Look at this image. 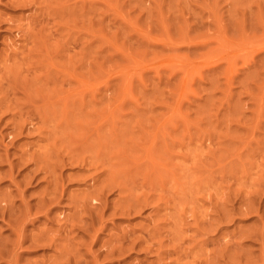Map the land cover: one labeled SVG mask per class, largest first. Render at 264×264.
Returning <instances> with one entry per match:
<instances>
[{
    "label": "rangeland",
    "instance_id": "1",
    "mask_svg": "<svg viewBox=\"0 0 264 264\" xmlns=\"http://www.w3.org/2000/svg\"><path fill=\"white\" fill-rule=\"evenodd\" d=\"M0 107V263L264 264V0H0Z\"/></svg>",
    "mask_w": 264,
    "mask_h": 264
},
{
    "label": "bare ground",
    "instance_id": "2",
    "mask_svg": "<svg viewBox=\"0 0 264 264\" xmlns=\"http://www.w3.org/2000/svg\"><path fill=\"white\" fill-rule=\"evenodd\" d=\"M4 90H5V89H4ZM5 94H6V93H5ZM1 96H2V95H1ZM34 100H35V99H34ZM10 103H11V102H10ZM10 103H8V104H10ZM28 103H29V102H28ZM25 104H26V102H25ZM9 106H10V105H9ZM20 106H21V104H20ZM31 106H32V105H31ZM37 106H38V105L36 104V107H37ZM16 107H17V106H16ZM22 107H23V106H22ZM36 107H35V108H36ZM38 107H39V106H38ZM0 108H1V107H0ZM6 108H7V107H5V109H6ZM37 109H38V108H37ZM37 109H36V110H37ZM39 109H40V108H39ZM39 109H38V111H39ZM6 110H7V109H6ZM0 111H1V109H0ZM23 111H24V109H23ZM26 111H27V109H26ZM3 112H4V111H3ZM3 112H2V113H3ZM2 113L0 112V115H1ZM5 113H6V112H5ZM36 113H37V112H36ZM28 114H29V112H28ZM39 114H40V113H39ZM5 115H6V114H5ZM13 115H14V114H13ZM26 116H27V114H26ZM0 117H2V116H0ZM13 117H14V116H13ZM7 118H8V117H7ZM9 118H11V116H10ZM3 119H4V118H3ZM3 119H1V120H3ZM13 119H14V118H13ZM11 120H12V119H11ZM19 121H20V120H19ZM19 121H18V122H19ZM0 122H1V121H0ZM4 122H5V120H4ZM10 123H11V122H9V125H10ZM22 123H24V122H22ZM22 123H20V124L18 123V125L20 126ZM13 124H14V123H13ZM13 124H11V125H13ZM24 124H25V123H24ZM5 125H6V123L4 124V126H5ZM22 125H23V124H22ZM22 125H21V126H22ZM25 125H26V124H25ZM21 126H20V128H21ZM9 127H11V126H9ZM17 127H18V126H17ZM26 127H27V126H26ZM26 127H24V128H26ZM7 128H8V127H7ZM20 128L17 129V130H21ZM11 129H13V127H12ZM14 129H15V127H14ZM26 129H27V128H26ZM6 130H7V129H6ZM24 130H25V129H24ZM24 130H23V131H24ZM39 130H40V129H39ZM39 130H38V131H39ZM9 131H10V130H9ZM11 131H14V130H11ZM15 131H16V130H15ZM26 131H28V130H25V131H24V134H25ZM29 131H30V130H29ZM29 131H28V132H29ZM36 131H37V130H36ZM36 131H35V132H36ZM5 133H6V132H5ZM9 133H10V132H9ZM18 133L20 134V131H18ZM1 134H2V133H1ZM1 134H0V135H1ZM3 134H4V133H3ZM3 134H2V135H3ZM7 134H8V133L4 134V137H6ZM16 134H17V133H16ZM16 134H15V135H16ZM21 134H23V132H22ZM35 134H36V133H35ZM10 136H11V137H10L11 139H13V138L16 139V138H15L16 136H17V138L19 137L18 134H17L16 136L12 137V133L10 134ZM20 136H21V135H20ZM1 137H3V136H1ZM1 139H2V138H1ZM5 139H6V138H5ZM7 139H9V138H8V135H7ZM37 139H38V137H37ZM41 139H42V138H41ZM9 141H10V143H11V141H13V140H10V139H9ZM37 141H38V140H37ZM0 142H1V141H0ZM3 142H4V141H3ZM3 142H2V143H3ZM6 142H7V141H6ZM40 142H41V141H40ZM7 143L10 144L9 142H7ZM38 143H39V142H38ZM5 144H6V143H5ZM5 144H4V145H5ZM8 144H6V146H7ZM36 144H37V143H36ZM0 146H1V145H0ZM11 146H12V145H11ZM36 146H38V145H36ZM7 147H9V146H7ZM7 147H6V148H7ZM18 147H19V146H18ZM4 148H5V147H4ZM22 148H23V147H22ZM22 148H21V149H22ZM2 149H3V148H2ZM33 149H34V148H33ZM33 149H32L31 152H33ZM48 149H49V148H48ZM3 150H4V149H3ZM5 150H6V149H5ZM5 150H4V152H2V153L5 154V153H6ZM43 150H44V149H43ZM7 151H8V150H7ZM19 151H20V150H19ZM21 151L23 152L24 150H21ZM29 151H30V150H29ZM29 151H28V152H29ZM40 151H41V149H40ZM40 151H39V152H40ZM34 152H35V151H34ZM13 153H14V152H13ZM17 153H18V152H17ZM48 153H49V152H48ZM27 154H28V153H27ZM32 154H33V156H34V153H32ZM2 155H3V154H2ZM7 155H8V154H7ZM12 155H13V154H12ZM14 155H15V154H14ZM20 155H24V156H25V154H23V153L20 154ZM5 156H6V154L3 155V162L7 160V159H6V160L4 159ZM8 156H9V155H8ZM15 156H16V155H15ZM24 156H23V158H24ZM31 156H32V155H31ZM33 156H32V157H33ZM55 156H57V155L55 154ZM16 157H17V156H16ZM43 157H45V156H43ZM43 157H42V158H43ZM51 157H52V156H51ZM59 157H60V156H59ZM0 158H1V160H2V156H0ZM5 158H6V157H5ZM9 158H10V157H9ZM13 158H15V157H13ZM20 158H21V157H20ZM33 158H34V157H33ZM45 158H46V157H45ZM47 158H48V157H47ZM56 158H57V157H56ZM11 159H12V157H11ZM58 159H59V158H58ZM84 159H85V158H84ZM20 160H22V158H21ZM31 160H32V162H34V161H36L37 159H36V160L31 159ZM33 160H34V161H33ZM50 160H51V159H50ZM9 161L12 162L11 160H9ZM9 161H8V163H9ZM16 161H18V160H16ZM16 161H15V163H16ZM24 161H25V160H24ZM27 161H28V160H27ZM27 161H26V162H27ZM3 162H2V164H3ZM30 162H31V161H30ZM43 162H44V161H43ZM51 162H53V161L51 160ZM51 162H50V163H51ZM6 163H7V162H6ZM15 163H14V164H15ZM34 163H35V162H34ZM54 163H58V162H56V159H55ZM54 163H51V164H53V166H54ZM71 163H73V162H71ZM76 163H77V162H76ZM82 163H83V162H81V164H82ZM90 163H91V162H90ZM0 164H1V163H0ZM2 164H1V165H2ZM27 164L29 165V163H26V164H24V165L26 166ZM31 164H32V163H31ZM79 164H80V162H79ZM79 164H78V165H79ZM81 164H80V165H81ZM85 164H86V163H85ZM10 165H11V164H10ZM10 165H9V166H10ZM16 165H19V164H16ZM43 165H44V164H43ZM12 166H13V165H12ZM12 166H10V167H12ZM14 166H15V165H14ZM25 166H23V167H25ZM29 166H30V165H29ZM32 166H33V165H32ZM51 166H52V165H51ZM53 166H52V167H53ZM75 166H76V164H75ZM83 166H85V165H83ZM86 166H90V165L88 164V165H86ZM23 167H21V169H22ZM40 167H41V166H40ZM90 167H92V165H91ZM28 168H29V167H28ZM28 168H27V169H28ZM9 169H11V168L8 167V170H9ZM13 169H14V168H13ZM52 169H53V168H52ZM15 170H16V169H15ZM38 170H39V169H38ZM40 170H41V169H40ZM54 170H55V169H54ZM9 171H10V170H9ZM9 171H8V172H9ZM22 171H23V170H22ZM24 171H25V169H24ZM26 171H27V170H26ZM37 172H38V171H37ZM5 173H6V172H5ZM27 173H28V172H27ZM52 173H53V171H52ZM8 174H10V173H7V175H8ZM11 174H12V173H11ZM37 174H38V173H37ZM37 174H36V175H37ZM39 174H42L41 171H40ZM54 174H55V173H54ZM101 174H102V173H101ZM25 175H26V174H25ZM25 175L23 174L24 177H25ZM34 175H35V173H34L32 176L34 177ZM98 175H99V174H98ZM10 176H11V175H10ZM18 176H19V175H18ZM23 176H22V177H23ZM32 176L30 175L31 180H32ZM45 176H47V175H45ZM45 176H44V177H45ZM26 177H27V176H26ZM26 177H25V178H26ZM91 177H92V176H91ZM5 178H6V177H5ZM13 178H14V177H13ZM93 178H95V177L90 178L91 181H92ZM7 179H8V178H7ZM11 179H12V178H11ZM23 179H24V178H23ZM23 179H22V180H23ZM28 179L30 180V178H28ZM34 179L37 181V178H34ZM46 179H47V178H46ZM46 179H44V180H46ZM87 179H88V178H87ZM96 179H97V180L99 179L98 176H96ZM96 179H95V180H96ZM0 180H1V179H0ZM22 180H21V181H22ZM29 180L26 179V182H25V183H26L27 185L30 183ZM38 180H39V179H38ZM7 181H8V180H7ZM9 181H11V180H9ZM15 181H16V180H15ZM21 181H20V183H19L18 181H16L15 183L18 182V185H20V184H21ZM33 181H34V180H33ZM41 181H42V180H41ZM82 181H83V180H82ZM22 182H24V180H23ZM27 182H29V183H27ZM39 182H40V181H39ZM45 182H47V181H45ZM96 182H97V181H94V183H96ZM98 182H100V181H98ZM98 182H97V183H98ZM13 183H14V182H13ZM25 183H24V184L22 183V184H23L22 186H24V188L26 187V186H25ZM53 183H54V182H53ZM53 183H52V184H53ZM88 183H89V182H88ZM94 183H93V185H94ZM9 184H10V182H9ZM49 184L52 186V184H51L50 182H49ZM102 184H103V182H102L101 184H99V186L102 185ZM31 185H32V184H31ZM93 185H91V186H93ZM95 185H96V184H95ZM108 185H109V184H108ZM118 185H119V184H118ZM13 186L16 187L17 184H16V186H15V185H13ZM51 186H50L49 188L52 189ZM53 186H54V189H53V190H55V187L57 188V191H58L59 189H61V188H59V187H61V186H59V185L57 186V184H54ZM99 186H97V187L99 188ZM104 186H105V184L103 185V187H104ZM14 187H13V188H14ZM31 187H32V186H31ZM93 187H94V186H93ZM95 187H96V186H95ZM100 187H101V186H100ZM115 187H116V186H114V188H115ZM117 187H118V186H117ZM120 187H121V186H120ZM16 188H17V187H16ZM58 188H59V189H58ZM62 188H63V187H62ZM104 188H105V187H104ZM19 189H20V188H18L17 190H19ZM27 189H28V188H27ZM99 189H100V188H99ZM99 189H98V190H99ZM111 189H112V188H111ZM122 189H123V188H122ZM17 190L15 189V193H16V194H17V192H16ZM22 190H23V189H22ZM93 190H95V189H93ZM119 190H120V189H119ZM0 191H1V190H0ZM20 191H21V190H20ZM48 191H49V190H48ZM55 191H56V190H55ZM88 191H89V190H88ZM96 191H97V190H96ZM99 191H100V190H99ZM99 191H97L96 194L102 193V191H101V192H99ZM105 191H107V188H106ZM105 191H104V194L106 193ZM112 191H114V190H112ZM120 191H121V190H120ZM2 192H3V191H2ZM26 192H28V191L26 190ZM40 192H41V191H40ZM59 192H60V194H59ZM59 192H57L58 195H61V191H59ZM63 192H64V191H63ZM94 192H95V191H94ZM98 192H99V193H98ZM110 192H111V190H110ZM8 193H10V192H8ZM12 193H13V192H12ZM12 193H11V194H12ZM31 193H32V192H31ZM52 193H53V192H52ZM89 193H90V192H89ZM89 193H88V195L90 196ZM107 193H108V192H107ZM107 193H106V194H107ZM24 194H25V193H24ZM83 194H84V196H85V193H83ZM20 195H21V193H20ZM22 195H23V194H22ZM41 195H42V192H41ZM51 195H52V197H54V196H55V192H54V195H53V194H51ZM58 195H57V196H58ZM88 195H87V196H88ZM91 195H94V194H91ZM99 195H100V194H99ZM119 195H120V194H119ZM4 196H7V194H6V195L4 194ZM8 196L10 197V195H8ZM8 196H7V197H8ZM17 196H19V191H18V195H17ZM24 196H25V195H24ZM32 196H33V195H32ZM49 196H50V195L48 194V197H49ZM57 196L54 197V198H55V201H57V199H58ZM63 196H64V195H63ZM87 196H86V197H87ZM94 196H95V195H94ZM94 196H90V197L92 198V200H94V198H95L97 195H96L95 197H94ZM102 196H103V195H102ZM102 196H100V197L102 198ZM104 196L106 197V195H104ZM7 197H6V198H7ZM11 197H12V195H11ZM22 197H23V196H22ZM28 197H29V196H28ZM28 197H26V198H28ZM33 197H34V196H33ZM59 197H60V196H59ZM79 197H80V196H79ZM93 197H94V198H93ZM100 197L97 196V198H99V199H100ZM1 198H2L1 201H2V200H5V201L7 200V199H4L3 197H1ZM14 198H15V197H14ZM19 198H20V197H19ZM19 198H18V199L15 198V199L19 201V200H20ZM26 198H25V199H26ZM38 198H40V195L38 196ZM45 198H46V197H45ZM49 198H50V197H49ZM56 198H57V199H56ZM75 198H76V197H75ZM145 198H146V197H145ZM31 199H32V198H31ZM35 199H36V197H35ZM35 199H34V200H35ZM84 199H85V198H84ZM102 199H103V198H102ZM147 199H148V198H147ZM147 199H146L145 202H147ZM8 200H11V199H8ZM12 200H13V199H12ZM12 200L10 201V202H11V203H10L11 205H12V203H13ZM16 200H15V201H16ZM21 200H22V199H21ZM27 200H28V199H27ZM47 200H48V198H47ZM47 200H46V203H44V204H47V202L51 201V202H49L50 204L48 203V204L50 205V208H51V207L53 206V205L51 206V204L54 202V201H53L54 199L51 198V199H49V201H47ZM59 200H60V199H59ZM59 200H58V201H59ZM104 200H105V199H104ZM104 200H103V203L106 202V201H104ZM107 200H108V199H107ZM137 200H138V199H137ZM144 200H145V199H144ZM23 201H24V200H23ZM28 201H29V200H28ZM36 201H37V200H36ZM38 201H39V200H38ZM52 201H53V202H52ZM61 201H63V199H62ZM69 201H70V200H69ZM97 201H98V199H97ZM97 201H96V202H97ZM100 201H101V200H100ZM142 201H143V200H142ZM7 202H8V201H7ZM7 202H6V203H7ZM20 202H21V201H20ZM24 202H26V201H24ZM24 202H23V203H24ZM42 202H44V198H43V201H42ZM98 202H99V201H98ZM123 202H124V201H123ZM3 203H4V202H3ZM37 203H38V202H37ZM37 203L34 205V206H35V207H34V210H35V211L31 210V209H33V208H31L32 205H30L28 202H26L25 205L29 204L30 210L33 211L32 213H34V212H37V209H39V206H40V205H38ZM54 203H55V202H54ZM80 203H81V204H84V203H85V200H84V202H80ZM86 203H87V202H86ZM86 203H85V204H86ZM100 203H101V202H100ZM100 203H97V204L99 205ZM0 204H1V202H0ZM10 204H5V205H7V206L9 205V206H10ZM87 204H89V203H87ZM107 204H108V202H107ZM107 204H106V205H107ZM135 204H136V203H135ZM139 204H140V203H139ZM148 204H149V202H148ZM148 204H147V206H148ZM36 205H38V206H36ZM57 205H58V203H57ZM69 205L72 206L71 203H70ZM94 205H96L95 201H94ZM94 205H93V206H94ZM100 205H104V206H105V204H100ZM100 205H99V206H100ZM125 205H126V204H125ZM137 205H138V204H136V206H137ZM156 205H157V203H156ZM156 205H155L154 207H157ZM7 206H6V207H7ZM9 206H8V207H9ZM15 206H16V205H15ZM15 206H14V208H15ZM18 206H19V205H18ZM21 206H23V205H21ZM44 206H46V208L44 207L45 210H47V209L49 210V207H47V205H44ZM74 206H75V205H74ZM74 206H73V207H74ZM78 206H79V205H78ZM90 206H91V205H90ZM90 206H89V209L92 207V206H91V207H90ZM99 206H98L97 208H100V207H101V206H100V207H99ZM118 206H119V205H118ZM140 206H141V205H140ZM158 206H159V205H158ZM2 207H3V208H1L2 210L6 209V207H4L3 204H2ZM10 207H11V208H10ZM10 207H9L10 209H13L12 206H10ZM19 207H20V206H19ZM27 207H28V206H27ZM36 207H37V209H36ZM54 207H55V205H54ZM83 207H84V205H83V206L81 205V208H82V209H83ZM86 207H87V206L85 205L84 209H85ZM116 207H117V205H115V208H116ZM154 207H153V208H154ZM9 208H8V210L4 211L5 213L7 212V213H6L7 215H9V213H10ZM20 208H21V207H20ZM22 208H23V207H22ZM41 208H42V207H41ZM71 208H72V207H71ZM97 208L94 207V211H96L95 209H97ZM105 208H107V207H105ZM119 208H120V207H119ZM124 208H125V207H123V210H125ZM136 208H137V207H136ZM1 209H0V212H1L0 214L3 213ZM27 209H29V208H27ZM51 209H55V208H51ZM78 209H79V208H78ZM84 209H83V210H84ZM86 209H87V208H86ZM86 209H85V210H86ZM89 209H88V210H89ZM92 209H93V208H92ZM107 209H110V208H107ZM117 209H118V208H117ZM128 209H130V208H128ZM131 209H132V208H131ZM131 209H130V210H131ZM139 209H141V208H139ZM212 209H213V208H212ZM13 210H14V209H13ZM13 210H12V211H13ZM15 210H16V208H15ZM19 210H21V209H19ZM24 210H26V208H24ZM24 210L19 211V213L21 212V214H19V215H22V212H24ZM30 210H29V212H31ZM48 210H47V211H48ZM79 210H80V209H79ZM88 210H87V211H88ZM100 210H101V208L97 211L98 213H96L97 215H95L94 218H95L96 216H100V215L102 214V212H100ZM134 210H135V209H134ZM141 210H142V209H141ZM153 210H154V209H153ZM41 211H42V214H44V213L46 214V213H47L46 211H45V212H43V210H41ZM71 211H73V210H71ZM75 211H76V210H75ZM87 211H85L86 215H87V213H89V211H88V212H87ZM92 211H93V210H92ZM94 211H93V212H94ZM102 211H103V209H102ZM114 211H115V210H114ZM114 211H112V212H114ZM127 211H128V210H127ZM135 211H136V210H135ZM155 211H156V208H155ZM13 212H14V211H13ZM13 212H11V213H12L13 215H15L14 213H16L17 210H16L14 213H13ZM26 212H28V211L26 210L25 213H26ZM38 212L40 213V211H38ZM48 212H49V211H48ZM112 212H111V213H112ZM136 212H137V211H136ZM139 212H140V211H139ZM151 212H152V211H151ZM5 213H4V215H6ZM51 213H52V211H51ZM51 213H48V214L51 215ZM81 213H82V212H81ZM81 213H80V214H81ZM83 213H84V211H83ZM94 213H95V212H94ZM114 213H115V212H114ZM159 213H160V212H159ZM12 214H11V215H12ZM26 214H29V213H26ZM36 214L38 215V213H34L33 215L30 214L31 217H30L29 215H28V216H29L30 219H31V218H33L32 216L36 217V216H37ZM40 214H41V213H40ZM40 214H39V215H40ZM42 214H41V215H42ZM75 214H76V213H75ZM103 214H104V213H103ZM105 214H106V213H105ZM105 214H104V215H105ZM112 214H113V213H112ZM117 214H118V213H117ZM127 214H128V212H127ZM138 214H139V213H138ZM154 214H155V213H154ZM41 215H40V216H41ZM49 215H48V216H49ZM54 215H55V214H54ZM77 215H78V214H77ZM82 215H83V214H81L80 218L82 217ZM84 215H85V214H84ZM90 215L93 216L94 214L91 213V211H90ZM121 215H123V214L121 213ZM156 215H157V213H156ZM2 216H3V214H2ZM16 216H17L16 218L18 219V221H20V219H21V218L19 219L20 216L18 217V214H17ZM23 216H24V213H23V215H22V219H21V221H20V222H18V221L15 222L16 225L19 224V227H18V228H17V226L15 225V223L13 222V223H14V227L16 226V227H15L16 229H14L13 231H11L10 227H9V228L7 227V223H6V224L3 223V224L6 225V227L8 228V230H9L10 232H14L13 234H15V236H16V238H14L15 236L13 237V238H14V241H13V242L10 240L11 243H13V244H10V243H9L8 246L15 247V245H17V246H19V248H20L21 245L24 244V243L26 242L25 240H27V238H30V237H27V238L25 239L26 235L28 236V234H25V233H26V232H25V231H26V229H25L26 227H25V226L27 225V224L25 225V221L28 219V216H27V217L25 216V217H26V218L24 217L25 219L23 218ZM42 216H43V215H42ZM75 216H76V215H75ZM111 216L113 217V215H111ZM3 217H4V216H3ZM8 217H12L11 219H9V221H11V220L13 221V220L15 219V217L10 216V215H9ZM37 217H38V216H37ZM37 217H36V218H37ZM46 217H47V214H46ZM50 217H51V216H50ZM66 217H68V215H67V216H64L63 218H66ZM70 217H72V214L70 215ZM83 217H85V216H83ZM89 217H90V216H89ZM100 217H101V216H100ZM100 217H98V218L101 219ZM112 217H111V219L114 218V217H113V218H112ZM159 217H161V216H159ZM36 218H35V219H36ZM42 218H44V217H42ZM75 218L77 219V216H76ZM87 218H88V217H87ZM87 218H86L85 220H87ZM4 219H5V218H4ZM4 219H3V220H4ZM37 219H38V218H37ZM37 219H36V220H37ZM47 219H48V218H47ZM51 219H52V218H51ZM53 219H54V218H53ZM73 219H74V218H73ZM73 219H72V220H73ZM99 219H97V217H96V222H99V223H100ZM215 219H216V218H215ZM1 220H2V217H1ZM5 220H6V219H5ZM5 220H4V221H5ZM15 220H16V219H15ZM31 220H32V219H31ZM36 220H35V221H36ZM82 220H83V219H82ZM93 220L95 221V219H93ZM97 220H98V221H97ZM102 220H103V219H102ZM102 220H101V222H102ZM105 220H107V218H106ZM105 220H104V221H105ZM7 221H8V220H7ZM28 221L30 222V220H27L26 222H28ZM32 221H33V220H32ZM32 221H31V222H32ZM48 221H49V220H48ZM52 221H53V220H52ZM61 221H62V220H61ZM76 221L79 222V220H76ZM80 221H81V220H80ZM88 221H89V218H88ZM94 221H93V222H94ZM107 221H108V220H107ZM157 221L160 222V218H159V220H157ZM163 221H164V219H163ZM29 222H28V223H29ZM33 222H34V221H33ZM33 222H32V223H33ZM46 222H47V221H46ZM50 222H51V221H50ZM67 222H68V221H67ZM69 222H70V221H69ZM77 222H76V223H77ZM84 222H86V221H84ZM84 222L82 221V223H84ZM91 222H92V221H91ZM91 222H90V223H91ZM217 222H218V220H217ZM10 223H12V222H10ZM20 223H21V224H20ZM57 223H58V221H57ZM62 223H63V222H62ZM62 223H61V224H62ZM82 223H81V224H82ZM87 223H88V224L85 223L87 226H86V225H83V226H84V227L86 226L85 228H87L88 225H89V227H91L90 223H89V222H87ZM103 223H104V222H103ZM163 223H164V222H163ZM29 224H30V223H29ZM66 224H67V223H66ZM68 224H69V223H68ZM104 224H105V223H104ZM109 224H110V223H109ZM156 224H157V223H156ZM10 225L12 226L13 224H10ZM63 225H64V224H63ZM69 225H70V224H69ZM74 225H75V224H74ZM78 225H79V224H78ZM78 225H75L74 227H73V225H72V227L75 228L76 226L78 227ZM93 225H97V226L94 227ZM110 225H111V224H110ZM8 226H9V223H8ZM27 226H28V225H27ZM32 226H33V225H32ZM67 226H68V225H67ZM62 227H63V226H62ZM65 227H66V226H65ZM79 227H82V225L79 226ZM79 227H78L77 229H78L79 231L83 232L82 228H84V227L80 228L81 230L79 229ZM89 227H88V228H89ZM92 227H93L92 230L94 231V228L98 227V224H92ZM99 227L103 228V225H102V226H99ZM198 227H199V226H198ZM60 228H61V227H59V229H60ZM113 228H114V227H113ZM12 229H13V228H12ZM62 229H65V228H62ZM67 229H68V228H67ZM67 229H65V230L67 231ZM89 229H90V228H89ZM89 229H88V230L86 229V230H87V231H86L87 233H89ZM104 229H105V228H104ZM116 229H117V228H116ZM198 229H199V228H198ZM198 229H197V230H198ZM44 230H46V229H44ZM48 230H49V229H48ZM60 230H61V229H60ZM60 230H59V231H60ZM65 230H64V231H65ZM69 230H71V229H69ZM84 230H85V229H84ZM92 230H90V231H92ZM95 230H97V229H95ZM197 230H196V231H197ZM199 230H200V229H199ZM42 231H43V230H42ZM59 231H57V232H59ZM66 231H65V232H66ZM100 231H102V229H100ZM117 231H118V230H117ZM117 231H116V232H117ZM155 231H158V230H155ZM161 231H162V230H161ZM190 231H191V230H190ZM194 231H195V230H194ZM39 232H40V231H39ZM44 232L46 233V231H44ZM62 232H63V231H61L60 234H61ZM72 232H73V231H72ZM84 232H85V231H84ZM105 232H106V229H105ZM119 232H120V231H119ZM153 232H154V231H153ZM200 232H202V231H200ZM205 232L207 233V231H205ZM49 233H50V232H49ZM51 233H52V234L54 233V235H52ZM51 233H50V234L52 235V237L55 236V234H56L55 231H54V232L51 231ZM66 233H67V232H66ZM79 233H80V232H79ZM97 233H98V230H97ZM110 233H111V232H110ZM123 233H125V234H123ZM127 233H128L127 231H126V232L122 231V234L119 233V235H120V234H121V235H126V237H128ZM131 233H132V232H131ZM160 233H162V232H160ZM30 234H31V232L29 233V236H31ZM62 234H63V233H62ZM82 234H83V233H82ZM85 234H86V233H85ZM98 234H99V233H98ZM98 234H97V237H98ZM128 234H130V233H128ZM145 234H146V233H145ZM155 234H156V232H155ZM155 234H154V235H155ZM255 234H256V233H255ZM11 235H12V234H11ZM33 235H36V234H33ZM51 235H50V237H51ZM63 235H64V234H63ZM83 235H84V234H83ZM86 235H87V234H86ZM102 235H103V234H102ZM119 235H118V236H119ZM121 235H120V236H121ZM207 235H208V234H207ZM258 235H259V234H258ZM58 236H59V235H58ZM112 236L115 237L116 239H118V237H116L117 235H115V234L113 235V234H112ZM112 236H111V237H112ZM120 236H119V238H120ZM130 236H131L132 238L136 237V236L133 237L132 235H130ZM152 236H153V235H152ZM152 236H151V238H152ZM157 236H158V234H157ZM173 236H174V235H173ZM208 236H209V235H208ZM11 237H12V236H11ZM64 237H65V235H64ZM90 237H93V238L95 237V231H94L93 235H92V233H91V236H90ZM90 237H89V238H90ZM113 237H112V238H113ZM121 237H122V236H121ZM143 237H144V235H143ZM167 237H168V236H167ZM167 237H166V238H167ZM169 237H170V236H169ZM217 237H218V236H217ZM8 238H9V237H8ZM34 238H35V237H33V240H34ZM54 238H56V237H53V238H52L53 241L56 240V239H54ZM71 238L74 239L73 237H71ZM76 238H77V237H76ZM115 238H114V239H115ZM128 238H129V237H128ZM148 238H149V236H148ZM159 238H160V237H159ZM162 238H163V237H162ZM193 238H194V237H193ZM15 239H16V241H15ZM31 239H32V236H31ZM36 239H37V240H38V239H40V240H45V239H46V240H48V241L50 242V244L52 243V241L48 238L47 235H43V234H41V233H40L39 237L36 238ZM123 239H124V238H123ZM123 239H121V242H122L123 246H127V245H126L127 243L129 244V242H130V244H131V242H132V241H128V240L126 241V240H125V241L127 242V243H126V242H123V241H124ZM149 239H150V238H149ZM173 239H174V238H173ZM209 239H210V238H209ZM7 240H8V239H7ZM7 240H6V241H1L0 243H2L3 245H4V243H5V244H8V241H7ZM12 240H13V239H12ZM29 240H30V239H29ZM58 240H59V239H58ZM74 240H75V239H74ZM89 240H91V238H90ZM96 240H97V239H96V237H95V241H96ZM118 240H120V239H118ZM122 240H123V241H122ZM133 240H134V239H133ZM169 240H170V239H169ZM179 240H181V239H179ZM205 240H206V239H205ZM24 241H25V242H24ZM95 241H94V242H95ZM106 241H107V240H106ZM109 241H110V240H109ZM147 241H148V240H147ZM158 241H159V240H158ZM164 241H165V240H164ZM208 241H209V240H208ZM6 242H7V243H6ZM28 242H29V241H28ZM28 242H27V243H28ZM36 242H37V241H36ZM36 242H35V243H36ZM49 242H48L47 244H49ZM77 242H78V241H77ZM102 242H103V241H102ZM116 242H117V241H116ZM144 242H145V241H144ZM152 242H153V241H152ZM167 242H169V241L167 240ZM173 242H174V240H173ZM173 242H172V243H173ZM14 243H17V244H14ZM27 243H26V244H27ZM29 243H31V242H29ZM59 243H60V242H59ZM88 243H89V242H88ZM90 243H91V242H90ZM90 243H89V244H90ZM95 243H96V242H95ZM118 243H120V242H118ZM124 243H126V244L124 245ZM132 243H133V242H132ZM136 243H137V242H136ZM138 243H141V242L138 241ZM180 243H182V240H181ZM2 244H0V246H1ZM31 244H32V248H33V245H41V243L34 244V242H32ZM44 244H45V243H44ZM52 244H54V243H52ZM57 244H58V243H57ZM72 244H73V243H72ZM78 244H79V243H78ZM80 244H81V243H80ZM112 244H114V242H113ZM115 244H116V246L118 247L117 243H115ZM122 244H121V245H122ZM134 244H135V241H134V243L132 244L133 247H135ZM145 244H146V243H145ZM156 244H157V243H156ZM42 245H43V242H42ZM42 245H41V247H42ZM66 245H67V244H66ZM66 245H65V246H66ZM84 245H85V244H84ZM119 245H120V244H119ZM132 245H131V246L128 245L129 248L132 247ZM136 245H138V244H136ZM160 245H162V244H160ZM4 246H5V245H4ZM17 246H16V247H17ZM49 246H50V245H49ZM57 246H58V245H57ZM90 246H91V245H90ZM123 246H122V248H119V247H121V246L118 247V248H119V251H120V249L123 250V248H125V247H123ZM128 246H127V247H128ZM151 246H154V244L149 246V247L151 248L150 250H152V247H151ZM171 246H172V245H171ZM2 247H3V246H2ZM2 247H1V250H0V252L2 251L1 253H4V254H5L6 252H8V250H6V248H4V247H3V249H4L5 251H3V250H2ZM26 247H27V246H26ZM46 247H48V246H46ZM55 247H56V243L52 246V248H55ZM59 247H60V246H59ZM62 247H63V246H62ZM87 247H88V245H87ZM102 247H103V246H102ZM102 247H101V248H102ZM108 247H109V246H108ZM108 247L106 246V249H107ZM112 247H113V246H112ZM112 247L110 246V248H109L108 250L110 251V250L113 249L115 246H114L113 248H112ZM127 247H126V249L128 250L127 252H129V249H128ZM133 247H132V248H133ZM154 247H155V246H154ZM159 247H160V246H159ZM177 247H178V246H177ZM201 247H202V246H201ZM35 248H36V247H35ZM56 248H57V247H56ZM56 248H55V249H56ZM66 248H67V247H66ZM66 248H65V249H66ZM73 248H74V247H73ZM75 248L77 249L78 246L75 247ZM118 248H117V250H115V252H112V253H115L114 255L116 256L115 258H117V259L119 258L118 255H116V253H117V251H118ZM175 248H176V247H175ZM191 248H192V247H191ZM203 248H204V246H203ZM203 248H202V249H203ZM7 249H8V248H7ZM16 249H17V248H16ZM20 249H22V247H21ZM28 249H29V248H28ZM63 249H64V247H63ZM68 249H69V248H68ZM81 249H82V248H81ZM81 249H80V250H81ZM104 249H105V247H104ZM104 249H103V250H104ZM115 249H116V248H115ZM147 249H149V248L147 247ZM159 249H160V248H159ZM182 249H183V248H182ZM204 249H205V248H204ZM17 250H18V249H17ZM25 250H26V249H25ZM30 250H31V249H30ZM57 250H58V249H57ZM84 250H85V249H84ZM89 250H91L90 247H89ZM100 250H101V249H100ZM103 250L101 251L102 254H103ZM108 250H104V251H106V253L108 254V252H109ZM130 250H132V249L130 248ZM133 250H134V249H133ZM144 250H145V249H144ZM165 250H166V249H165ZM177 250H178V249H177ZM14 251H15V250H14ZM60 251H61V250H60ZM67 251L69 252V250H67ZM70 251H71V250H70ZM111 251H113V250H111ZM119 251H118V253H119ZM123 251L125 252V249H124ZM123 251H122V252H123ZM147 251H148V250H147ZM166 251H167V250H166ZM180 251H181V250H180ZM202 251H203V250H202ZM68 252H67V253H68ZM75 252H76V251H75ZM78 252H79V250H78ZM94 252H95V255H96L97 250H95ZM101 252H100V254H101ZM122 252H121V253H122ZM131 252H132V251H131ZM156 252H157V251H156ZM159 252L161 253L160 250H159ZM172 252H173V250L171 251V254L174 255ZM176 252H177V251H176ZM178 252H179V251H178ZM197 252H198V250H197ZM197 252H196V253H197ZM204 252H205V251H204ZM211 252H212V251H211ZM216 252H217V251H216ZM1 253H0V254H1ZM13 253H15V252H13ZM56 253H57V251H56ZM58 253H59V252H58ZM58 253H57V255H58ZM85 253H88V252H85ZM109 253L112 254L111 252H109ZM213 253H215V252H212V254H213ZM4 254H3V257H2V258H4ZM64 254H66V250H65V253H64ZM71 254H72V253H71ZM78 254H79V253H78ZM91 254H92V253H91ZM91 254H90V255H91ZM123 254H124V253H123ZM165 254H166V253H165ZM167 254H168V253H167ZM1 255H2V254H1ZM6 255H8V253H7ZM16 255H17V254H16ZM16 255H15L14 257H16ZM67 255H68V254H67ZM93 255H94V254H93ZM95 255H94V256H95ZM105 255H106V254H105ZM121 255H122V254H121ZM163 255H164V254H163ZM203 255H204V254H203ZM205 255H206V254H205ZM214 255H216V254H214ZM249 255H250V254H249ZM10 256H11V253H10ZM60 256H61V255H60V253H59V256H58V257H60ZM94 256H93V258L96 259V257H94ZM106 256H108V255H106ZM166 256H167V255H166ZM187 256H188V255H187ZM193 256H196V255H193ZM193 256H192V258H193ZM252 256H253V255H251V257H252ZM0 257H1V256H0ZM20 257H21V255H19V258H20ZM56 257H57V256H56ZM58 257H57V258H58ZM66 257H67V256H66ZM87 257H88V256H87ZM110 257H111V255H110ZM128 257H129V256H128ZM158 257H160V256H158ZM8 258H9V256H8ZM17 258H18V255H17ZM63 258H64V257H63ZM98 258H99V255H98ZM107 258H109V256H108ZM188 258H189V257H188ZM197 258H198V257H197ZM239 258H240V257H239ZM259 258H260V257H259ZM261 258H262V257H261ZM101 259H102V258H101ZM112 259H114V256H113ZM181 259H182V258H181ZM12 260H14V258H12ZM58 260H59V259H58ZM60 260H61V259H60ZM60 260H59V262L61 263ZM89 260H90V259H89ZM105 260L108 261V259H105ZM105 260H104V261H105ZM193 260H194V259H193ZM197 260H198V259H197ZM197 260H196V261H197ZM199 260H202V259H199ZM214 260H217V259H214V258H213V261H214ZM1 261H2V260H1ZM7 261H8V260H7ZM7 261H3V262H6V264H8ZM9 261H10V260H9ZM14 261H15V260H14ZM17 261H18V263H19L20 260L17 259ZM53 261H54V259H53ZM66 261H67V260H66ZM91 261H94V263H95V261L97 262V260H94V259H93V260L91 259ZM91 261H90V264L93 263V262L91 263ZM112 261H113V260H112ZM117 261H118V260H117ZM3 262H1V263H3ZM102 262H103V261H102ZM159 262H160V261H159ZM161 262H162V261H161ZM161 262H160V263H161ZM210 262H211V260H210ZM215 262H216V261H214V264H215ZM1 263H0V264H1ZM14 263H15V262L12 261V264H14ZM53 263H55V262H53ZM60 263H58V264H60ZM69 263L72 264V262H71L70 259L68 260V263H67V264H69ZM87 263H88V262H87ZM94 263H93V264H94ZM100 263H101V262H100ZM116 263H117V262H116ZM175 263H177V262H175ZM194 263H195V262H194ZM216 263H217V262H216ZM4 264H5V263H4ZM9 264H11V262H9ZM15 264H17V263H15ZM96 264H97V263H96ZM98 264H99V263H98ZM178 264H179V263H178ZM184 264H187V263L184 262ZM188 264H189V263H188ZM198 264H200V263L198 262ZM209 264H210V263H209Z\"/></svg>",
    "mask_w": 264,
    "mask_h": 264
}]
</instances>
